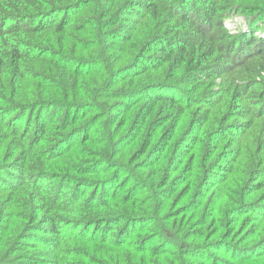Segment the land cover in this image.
Here are the masks:
<instances>
[{
	"label": "trees",
	"instance_id": "16d2710c",
	"mask_svg": "<svg viewBox=\"0 0 264 264\" xmlns=\"http://www.w3.org/2000/svg\"><path fill=\"white\" fill-rule=\"evenodd\" d=\"M262 31L264 0H0V264H264Z\"/></svg>",
	"mask_w": 264,
	"mask_h": 264
},
{
	"label": "rangeland",
	"instance_id": "374dc122",
	"mask_svg": "<svg viewBox=\"0 0 264 264\" xmlns=\"http://www.w3.org/2000/svg\"><path fill=\"white\" fill-rule=\"evenodd\" d=\"M225 25L231 33H235L238 29L240 30L247 29V24L245 23V20L241 17H236V16L228 17L227 20L225 21ZM260 35L264 37V31H262Z\"/></svg>",
	"mask_w": 264,
	"mask_h": 264
}]
</instances>
